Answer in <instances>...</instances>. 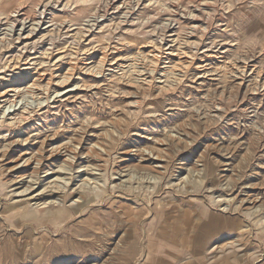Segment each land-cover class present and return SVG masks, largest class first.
Wrapping results in <instances>:
<instances>
[{
	"label": "rangeland",
	"instance_id": "obj_1",
	"mask_svg": "<svg viewBox=\"0 0 264 264\" xmlns=\"http://www.w3.org/2000/svg\"><path fill=\"white\" fill-rule=\"evenodd\" d=\"M80 140L68 182L61 155ZM154 141L172 159L162 184L124 156ZM106 142L108 158L87 156ZM55 147L33 175L27 159ZM0 148V243L26 264L86 235L100 264H264V210L235 194L264 200V0H0ZM31 177L46 180L27 194Z\"/></svg>",
	"mask_w": 264,
	"mask_h": 264
},
{
	"label": "bare ground",
	"instance_id": "obj_2",
	"mask_svg": "<svg viewBox=\"0 0 264 264\" xmlns=\"http://www.w3.org/2000/svg\"><path fill=\"white\" fill-rule=\"evenodd\" d=\"M105 56V55H104ZM103 62V61H102ZM52 75V74H51ZM37 76V75H36ZM37 78V77H36ZM69 78V77H68ZM42 79H44L43 77H42ZM6 84V83H5ZM217 115V114H216ZM217 120V119H216ZM211 121V120H210ZM208 123V122H207ZM211 124V122L209 123V125ZM207 125V124H206ZM209 125H208V127H209ZM181 126H183V125H181ZM197 127V126H196ZM205 127V126H204ZM182 128H184V127H182ZM189 128V127H188ZM200 128V127H199ZM198 129V128H197ZM82 130V129H81ZM182 131V130H181ZM186 131V130H185ZM189 131V130H188ZM182 132H184V131H182ZM181 132V133H182ZM190 132V131H189ZM194 132V131H193ZM55 133V132H54ZM187 133V132H186ZM197 133V132H196ZM255 133V132H254ZM76 134V133H75ZM93 134V133H92ZM89 135V134H88ZM181 135V134H180ZM191 135H192V133H191ZM48 136V135H47ZM170 136V135H169ZM172 137H173V135H171ZM182 136V135H181ZM260 136V135H259ZM50 137H51V135H50ZM75 138H76V136H74ZM118 137V136H117ZM116 137V138H117ZM141 137V136H140ZM149 137V136H148ZM176 136H174V138H175ZM186 137H189V135L188 136H186ZM170 138V137H169ZM173 138V139H174ZM255 138V137H254ZM257 138V137H256ZM38 139V138H37ZM53 139V138H52ZM71 139H74V138H71ZM78 139V138H77ZM82 139V138H81ZM166 139V138H165ZM51 140V139H50ZM57 140V139H56ZM96 140V139H95ZM144 140V139H143ZM169 140H171V139H169ZM185 139H182L180 136L178 137V138H176V141H177V144H178V146H179V148H181V149H187L188 147H189V143H187L186 141H184ZM187 140V139H186ZM189 140V139H188ZM33 141V140H32ZM39 141V140H38ZM59 141V140H58ZM89 141V140H88ZM98 141V140H97ZM113 141V140H112ZM160 141H162V140H160ZM168 141V140H167ZM172 141V140H171ZM190 141H192V140H190ZM119 142V141H118ZM146 142V141H145ZM144 142V143H145ZM149 142V141H148ZM163 142V141H162ZM256 142V141H255ZM260 142V141H259ZM61 143V142H60ZM73 143H75V142H73ZM114 142H106V143H102V145H100V146H94V147H92L91 149H90V153H87V156H91V155H95L98 159H106V157L110 154V151L113 149V144ZM121 143V142H120ZM142 143V142H141ZM164 143V142H163ZM160 144V142L159 141H157V142H153L152 144H151V146L148 148V146L149 145H147V148L146 149H137V150H135V151H133V150H131V151H126V152H124L125 154H124V156L125 157H129V156H131V158H132V160H135L136 161V159L137 158H139V160L137 159V162H138V164L136 165V167H137V169L138 170H140L141 171V173H143L142 171H144V172H147V174L148 173H150V174H153V175H155L154 176V179L153 180H158L159 182L161 181V180H163L164 179V177H165V174H166V172H167V170H168V168H169V160H168V158L169 157H167L166 155H163L164 154V145L166 144V142H165V144ZM175 143V142H174ZM36 144V143H35ZM117 144V143H116ZM143 144V143H142ZM141 144V145H142ZM149 144V143H148ZM65 145V144H64ZM88 145V144H87ZM192 145V144H191ZM32 146V145H31ZM51 146V145H50ZM56 146H57V144H56ZM91 146V145H90ZM144 146V145H143ZM146 146V145H145ZM11 147V146H10ZM27 147V146H26ZM29 147V146H28ZM54 147V146H53ZM61 147V146H60ZM115 147V146H114ZM118 147V146H117ZM120 147V146H119ZM171 147V146H170ZM217 147V146H216ZM56 148V147H55ZM86 148H88V147H86ZM190 148V147H189ZM193 148V147H192ZM220 148H221V146H220ZM223 148V147H222ZM1 149V148H0ZM28 149V148H27ZM35 149V148H34ZM38 149V148H37ZM85 149V147H84V144H83V141L82 140H80L79 142H78V146H72V147H65L64 148V152H62L63 154L61 155L62 157H64L65 159H63V161L65 162V164H66V167H64V168H66V169H64L63 167H61V168H58L59 170L61 169V171H63L62 170V168L64 169V170H68L70 173L69 174H67V175H70L68 178H66L64 175V177L66 178V179H68V182H71L72 180H73V171H74V168H75V164H77V165H79V163H78V158H77V156L80 154L81 155V153H83V151H85L84 150ZM178 149V148H177ZM256 149V148H255ZM169 150H171V148L169 149ZM174 150V149H173ZM192 150V149H191ZM7 151H9V148H8V150ZM48 151V150H47ZM46 151V153H42V155H40V157H39V159L38 160H35L33 157H30V158H26L27 159V161H26V167H28V168H30V169H32V173H33V175H38L42 170H46V168H49L50 167V164H51V162L53 163L54 161H55V159H57L56 157L58 156L57 154H60L61 153V151L60 150H58V148H56V149H54L52 152L51 151H49V152H47ZM88 151V150H87ZM86 151V152H87ZM175 151V150H174ZM189 151V150H188ZM221 151V150H220ZM2 152V151H1ZM120 152H121V150H120ZM180 152V151H179ZM190 152V151H189ZM205 152V151H204ZM250 152V151H249ZM7 153V152H6ZM123 153V152H122ZM170 152H168V154H169ZM176 153H177V151H176ZM180 153H182V152H180ZM255 153V152H254ZM5 153H3L2 155H4ZM37 154V153H36ZM41 154V153H40ZM84 154V153H83ZM113 154V153H112ZM186 154V153H185ZM184 154V155H185ZM198 154H200V153H198ZM17 155V154H16ZM23 155V154H22ZM171 155H173V154H171ZM170 155V156H171ZM201 155V154H200ZM1 156V155H0ZM31 156V155H30ZM34 156H35V154H34ZM117 156H119V154L117 155ZM173 156H175V155H173ZM205 156V155H204ZM208 156V155H207ZM222 156V155H221ZM220 156V157H221ZM3 157V156H2ZM7 157V156H6ZM17 157V156H16ZM95 157V158H96ZM1 158V157H0ZM4 158V157H3ZM2 158V159H3ZM22 158V157H21ZM108 158V157H107ZM208 158H209V156H208ZM226 158V157H225ZM86 159V158H85ZM90 159H92V158H90ZM121 159V158H120ZM169 159H171V158H169ZM212 159H214V158H212ZM211 158H210V160H212ZM216 159V158H215ZM94 160V159H93ZM108 160V159H107ZM106 160V161H107ZM172 160V159H171ZM199 160V159H198ZM227 160V159H226ZM89 161V160H88ZM87 161V162H88ZM105 161V162H106ZM109 161V160H108ZM124 161V160H123ZM131 161V160H130ZM177 161H179V160H177ZM181 161V160H180ZM217 161V160H216ZM231 161V160H230ZM2 162H4V160L2 161ZM17 162V161H16ZM57 162V161H56ZM94 162V161H93ZM104 162V161H103ZM103 163V164H106V163ZM198 162H200V161H198ZM197 162V163H198ZM211 162H213V161H211ZM7 163V162H6ZM5 163V164H6ZM91 163V162H90ZM165 163V164H164ZM175 162H173V164H174ZM202 163V162H201ZM227 163V162H226ZM4 164V163H3ZM59 164V163H58ZM57 164V165H58ZM63 164V163H62ZM119 164V163H118ZM196 164V163H195ZM204 164H205V161H204ZM207 164H208V162H207ZM212 164V163H211ZM222 164V163H221ZM25 165V164H24ZM81 165V164H80ZM89 165V164H88ZM108 165V164H107ZM179 165V164H178ZM198 165V164H197ZM209 165V164H208ZM86 166V165H85ZM91 166H93V167H99L98 165H91ZM104 166V165H103ZM102 166V167H103ZM125 166H126V164H125ZM124 166V167H125ZM196 166V165H195ZM203 166V165H202ZM201 166V167H202ZM84 167V166H83ZM82 167V168H83ZM89 167H90V165H89ZM123 167V168H124ZM179 167V166H178ZM182 167V166H181ZM198 167V166H197ZM225 167V166H224ZM227 167V166H226ZM225 167V168H226ZM231 167V166H230ZM81 168V169H82ZM86 168H88V167H86ZM106 168V167H105ZM129 168V167H128ZM210 168V167H209ZM220 168V167H219ZM218 168V169H219ZM16 169V168H15ZM78 169V168H77ZM76 169V170H77ZM108 169V168H107ZM106 169V170H107ZM181 169V168H180ZM222 169V168H221ZM220 169V170H221ZM104 170V169H103ZM120 170V169H119ZM204 170V169H203ZM202 170V171H203ZM228 170H229V167H228ZM234 170V169H233ZM9 171V170H8ZM20 171V170H19ZM99 171V170H98ZM105 171V170H104ZM134 171V170H133ZM139 171V172H140ZM196 171V170H195ZM207 171H209V169L207 170ZM211 171V170H210ZM236 171V170H235ZM30 172V171H29ZM76 172V171H75ZM82 172V171H81ZM103 172V171H102ZM120 172H122V170L120 171ZM135 172H136V170H135ZM170 172H171V170H170ZM223 172V171H222ZM2 173V172H1ZM49 173V172H48ZM58 173H61V174H65V172L63 173V172H58ZM90 173V172H89ZM106 173V172H105ZM172 173V172H171ZM177 173V172H176ZM203 173V172H202ZM211 173V172H210ZM209 173V174H210ZM14 174V173H13ZM19 174V173H18ZM30 174V173H29ZM55 174V173H54ZM87 174V173H86ZM103 174H104V172H103ZM107 174V173H106ZM189 175L187 176V178H186V180H190L191 179V181H192V178L194 177V174H193V172H189L188 173ZM196 174V173H195ZM208 174V173H207ZM219 174V173H218ZM234 174V173H233ZM49 175H51V174H48V175H46V177L47 176H49ZM90 175V174H89ZM96 175V174H95ZM141 175V174H140ZM171 175V174H170ZM174 175V174H173ZM197 175H201V172H200V170H198V173H197ZM220 175V174H219ZM29 176V175H28ZM39 176H41V175H39ZM72 176V177H71ZM88 176V175H87ZM101 176V175H100ZM133 176V175H132ZM131 176V177H132ZM208 176V175H207ZM210 176V175H209ZM222 176H224V175H222ZM236 176V175H235ZM234 176V177H235ZM11 177V176H10ZM23 176H18L17 178H14V182L16 181V179L17 180H19L20 178H22ZM34 177V176H33ZM33 177H31V178H33ZM44 177V176H43ZM77 177V176H76ZM82 177V176H81ZM93 177V176H92ZM141 177V176H140ZM213 177V176H212ZM219 177V176H218ZM225 177V176H224ZM229 177V176H228ZM241 177V176H240ZM19 178V179H18ZM37 178V177H36ZM98 178V177H97ZM165 178H167V177H165ZM217 178V177H216ZM251 178V177H250ZM28 179V178H27ZM26 179V180H27ZM34 179V178H33ZM49 179V178H48ZM60 179V178H59ZM75 179H77V178H75ZM132 178H130V181H132L131 180ZM151 179V180H152ZM218 179V178H217ZM220 179V178H219ZM30 180V179H29ZM46 179L44 178V179H37V180H30V181H28L27 182V188H26V190H25V193H27V194H29V193H34V191H35V189H37L36 187L37 186H40L41 184H43L44 183V181H45ZM64 180V179H63ZM104 180V179H103ZM150 180V179H149ZM152 180V181H153ZM206 180V179H205ZM223 180V179H222ZM248 180V179H247ZM11 181V180H10ZM51 181V180H50ZM147 181H148V179H147ZM249 181V180H248ZM247 181V182H248ZM251 181V180H250ZM13 182V181H12ZM219 182V181H218ZM242 182V181H241ZM244 182V181H243ZM18 183V182H17ZM120 183V182H119ZM139 183V182H138ZM143 183V182H142ZM157 183V182H156ZM222 183V182H221ZM231 183L232 184H228V186L226 187V190H230V191H232V190H236L237 191V189H238V184H240L239 183V178H231ZM113 184V183H112ZM159 184V183H158ZM161 184H162V181H161ZM217 184V183H216ZM19 185V184H18ZM24 185V184H23ZM23 185H21V186H23ZM49 185V184H48ZM68 185V184H67ZM105 185V184H104ZM128 185V184H127ZM218 185H220V184H218ZM251 184L249 183V185H247V186H245L244 188H239V190H238V193H235L236 195L238 194V197H237V199H239L240 201H241V203L242 204H244L245 206H246V210L248 211V212H250V211H252L255 207H260V210H256V211H252L253 213H257V212H260V211H262V210H264V200H263V198H259V197H255V196H253V193L251 192V191H248L247 189H251V188H253V187H255V186H250ZM107 186V185H106ZM130 186V185H129ZM134 186V185H133ZM132 186V187H133ZM223 186V185H222ZM240 186V185H239ZM241 186H242V184H241ZM20 187V186H19ZM44 187V186H43ZM105 187V186H104ZM103 187V188H104ZM145 187V186H144ZM17 188H18V186H17ZM98 188V187H97ZM143 188V187H142ZM146 188V187H145ZM150 187H148V189H149ZM256 189H257V187H255ZM15 189V188H14ZM23 189V188H22ZM130 189V188H129ZM151 189V188H150ZM46 190V189H45ZM135 190V189H134ZM144 190H146V189H144ZM154 190H156V189H154ZM147 191V190H146ZM152 191V190H151ZM214 191V190H213ZM39 192V191H38ZM37 192V193H38ZM48 192V191H47ZM143 192V191H142ZM18 193V192H17ZM155 193V192H154ZM227 193V192H226ZM262 193V192H261ZM22 194V193H21ZM26 194V195H27ZM45 194H47V193H45ZM79 194H80V192H79ZM84 194V193H83ZM233 194V193H232ZM12 195H13V193H12ZM24 195V194H23ZM33 195H35V194H33ZM38 195V194H37ZM43 195H44V193H43ZM68 195V194H67ZM146 195H148V194H146ZM258 195V194H257ZM264 195V194H263ZM58 196V195H57ZM259 196H260V194H259ZM14 197V196H13ZM17 197V196H16ZM44 197V196H43ZM218 197V196H217ZM263 197V196H262ZM25 198V197H24ZM34 198H35V196H34ZM83 198H85V195H84V197ZM30 199H33L32 197L30 198ZM81 199V198H80ZM217 199V198H216ZM219 199H221V198H219ZM232 199V198H231ZM236 199V198H235ZM234 199V200H235ZM37 200V199H36ZM56 200H58V201H62L63 203H65V201H64V197H62V196H60V197H57V199ZM70 200V199H69ZM82 200V199H81ZM230 200V199H229ZM46 201V200H45ZM51 200H49V202H50ZM79 201V200H78ZM215 201V200H214ZM225 201H227V200H225ZM239 201V202H240ZM18 202H20V201H18ZM231 202H233V201H231ZM30 203V202H29ZM35 203V202H34ZM42 203V202H41ZM54 202H51L50 204H53ZM238 203V202H237ZM37 204V203H36ZM67 204V203H66ZM77 204V203H76ZM228 204V203H227ZM23 205V204H22ZM239 205V204H238ZM241 205V204H240ZM33 206V205H32ZM38 206V205H37ZM66 206V205H65ZM228 206V205H227ZM225 207L224 209L227 211V210H230V209H228V207ZM241 207V206H240ZM239 207V208H240ZM243 208V207H242ZM39 209V208H38ZM61 209V208H60ZM70 209V208H69ZM68 209V210H69ZM84 209V208H83ZM82 209V210H83ZM223 209V210H224ZM245 209L243 210V211H245ZM67 210V209H66ZM67 210V211H68ZM86 210V209H85ZM84 210V211H85ZM27 211H29V210H27ZM238 211V210H237ZM66 212V211H65ZM233 212V211H232ZM264 212V211H263ZM30 213H32V212H30ZM68 213V212H67ZM71 213V212H70ZM73 213V212H72ZM71 213V214H72ZM86 213V212H85ZM152 213V212H151ZM230 213V212H229ZM239 213V212H238ZM69 214V213H68ZM78 214V213H77ZM79 214H80V211H79ZM248 214V213H247ZM250 214V213H249ZM258 214V213H257ZM264 214V213H263ZM76 215V214H75ZM85 215V214H84ZM243 215V214H242ZM246 215V214H245ZM252 215V214H251ZM253 215H255V214H253ZM21 216V215H20ZM77 216V215H76ZM81 216V215H80ZM239 216H240V214H239ZM75 217V216H74ZM83 217V216H82ZM244 217V216H243ZM260 217V216H259ZM244 218H246V217H244ZM2 219V218H1ZM247 219V218H246ZM245 220V219H244ZM251 220V219H250ZM250 220H248V221H250ZM67 221H69V220H67ZM84 221V220H83ZM245 221H247V220H245ZM244 221V222H245ZM263 221H264V219H263ZM79 223H82V222H79ZM79 223H76V224H79ZM87 223V222H86ZM1 224H2V222H1ZM4 224V223H3ZM75 224V225H76ZM22 226H23V224H21ZM80 225H84V224H80ZM90 225H91V223H90ZM1 226V225H0ZM7 226V225H6ZM25 226V225H24ZM76 226H78V225H76ZM76 226H75V228H76ZM130 226V225H129ZM18 227H20V226H18ZM80 227V226H79ZM88 227V226H87ZM91 227H92V225H91ZM85 228V227H84ZM98 228V227H97ZM6 229V228H5ZM12 229V228H11ZM89 229H91L93 232H94V230L92 229V228H89ZM88 229V230H89ZM2 230V229H1ZM7 230V229H6ZM72 230V229H71ZM78 230V229H77ZM82 230V229H81ZM80 230V231H81ZM84 230V229H83ZM90 230V231H91ZM98 230V229H97ZM4 231V230H3ZM8 231V230H7ZM22 231V230H21ZM73 231V230H72ZM89 231V232H90ZM101 231V229L99 230V232ZM2 232V231H1ZM82 232H86L85 230L84 231H82ZM81 232V233H82ZM96 232V231H95ZM114 232V231H113ZM116 232H117V230H116ZM119 232V231H118ZM123 232H124V230H123ZM18 233V232H17ZM102 233V232H101ZM120 233H121V231H120ZM8 234V233H7ZM76 234V233H75ZM118 234V233H117ZM3 235V234H2ZM8 235H11V234H8ZM92 235V234H91ZM97 235V234H96ZM102 235H104V231H103V234ZM104 236H106V235H104ZM103 236V237H104ZM122 236H123V234H122ZM84 237V239L85 240H83L85 243H87L88 241L90 242L91 240H89V237L86 235V236H83ZM93 237V236H92ZM238 237V236H237ZM3 238V237H2ZM7 238V237H6ZM10 238V237H9ZM74 238H75V236H74ZM79 238V237H78ZM78 238H76V239H78ZM93 238H95V237H93ZM100 238H102V237H100L99 236V239ZM80 239V238H79ZM105 239V238H104ZM119 239V238H118ZM96 240H97V236H96ZM114 240V239H113ZM133 240V239H132ZM8 241V240H7ZM93 241V240H92ZM91 241V242H92ZM102 241V240H101ZM100 241V242H101ZM115 241V240H114ZM134 241V240H133ZM94 242H97V241H94ZM93 242V243H94ZM104 242V240L102 241V243ZM118 242H120L119 240H118ZM122 242V245H123V240L121 241ZM85 243H77L76 245H74L73 243H70V244H66L65 246L67 247L68 245H70L69 246V248H70V254H65L64 256H60V255H56V257L53 255V257H55V258H57L56 260H54L53 262H51V263H48V264H100L99 262H97V260L95 259V255H96V251H95V249H94V247L93 246H95V245H93V244H89V243H87V244H85ZM116 243V242H115ZM128 243V242H127ZM95 244V243H94ZM104 244V243H103ZM102 244V245H103ZM118 244V243H117ZM125 244V243H124ZM93 245V246H92ZM97 245V244H96ZM99 245H101V243L99 244ZM105 245V244H104ZM112 246V245H111ZM97 247V246H96ZM101 247V246H100ZM121 247V246H120ZM30 249L32 248V247H29ZM61 248V247H60ZM59 248V249H60ZM106 248V247H105ZM115 248H117L116 246H115ZM126 248H129L128 246L126 247ZM136 248V247H135ZM134 248V249H135ZM27 249V248H26ZM52 249V248H51ZM100 249V248H99ZM53 250V249H52ZM64 250V249H63ZM97 250V249H96ZM112 250V249H111ZM114 250V249H113ZM117 250V249H116ZM123 250V249H122ZM121 250V251H122ZM133 250V249H132ZM32 250H30V252H31ZM53 251H55V247H54V250ZM59 251V250H58ZM105 251V250H104ZM29 252V253H30ZM33 252V251H32ZM32 252H31V254H32ZM114 252H116L115 250H114ZM127 252V251H126ZM130 252V251H129ZM69 253V252H68ZM104 253V252H103ZM106 253V252H105ZM112 253V252H111ZM110 253V254H111ZM123 253V252H122ZM30 254V255H31ZM34 254V253H33ZM50 254V253H49ZM119 254V253H118ZM24 255H25V257H26V254L24 253ZM24 255L21 253V250L19 249V244L15 241L14 243H9V242H6V243H0V264H26V262H29V261H26L25 260V258H24ZM27 255H29L28 253H27ZM63 255V254H62ZM112 255V254H111ZM120 255V254H119ZM98 256V255H97ZM113 256V255H112ZM120 256H122V255H120ZM119 256V257H120ZM132 256V255H131ZM28 257V256H27ZM29 257H31V256H29ZM52 257V258H53ZM118 257V258H119ZM34 258H36V256L34 257ZM51 258V257H50ZM101 258H103V256H101ZM122 258H123V256H122ZM48 260H50V259H48ZM122 261H123V259H121ZM30 261H32V260H30ZM105 261H107V260H105ZM46 262V261H45ZM101 262V261H100ZM33 263H34V261H33ZM32 263V264H33ZM37 263V262H36ZM42 263H44V261L42 262ZM104 263V262H103ZM38 264V263H37ZM47 264V263H46ZM121 264H123V263H121Z\"/></svg>",
	"mask_w": 264,
	"mask_h": 264
},
{
	"label": "crops",
	"instance_id": "obj_3",
	"mask_svg": "<svg viewBox=\"0 0 264 264\" xmlns=\"http://www.w3.org/2000/svg\"><path fill=\"white\" fill-rule=\"evenodd\" d=\"M150 264H173L172 261H170L169 259H160V258H153L150 260Z\"/></svg>",
	"mask_w": 264,
	"mask_h": 264
}]
</instances>
